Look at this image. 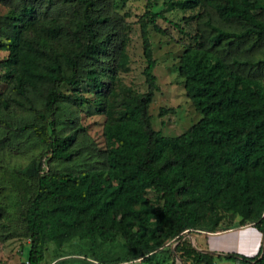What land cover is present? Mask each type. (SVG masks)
Returning <instances> with one entry per match:
<instances>
[{
    "label": "trees",
    "instance_id": "16d2710c",
    "mask_svg": "<svg viewBox=\"0 0 264 264\" xmlns=\"http://www.w3.org/2000/svg\"><path fill=\"white\" fill-rule=\"evenodd\" d=\"M0 3L9 6L0 47L10 79L0 106L12 101L31 114L20 129L53 158L70 160L74 130L62 137L47 132L53 103L92 104L104 116L105 168L42 172L37 156L17 170L34 184L20 215L26 264H40L48 245V264H264V236L251 257L202 252L181 239L245 224L264 235V85L240 68L264 64L255 57L264 43V0L175 2L181 10L196 8L195 18L205 17L212 32L204 36L195 25L178 58L185 94L200 117L175 136L150 126L147 107L157 86L143 23L140 93L115 80L126 55L107 23L105 0ZM208 8L226 27L212 22ZM233 50L248 54L242 60ZM82 82L91 85V99L78 92ZM62 84L74 89L63 93ZM165 249L169 262L156 257Z\"/></svg>",
    "mask_w": 264,
    "mask_h": 264
},
{
    "label": "rangeland",
    "instance_id": "374dc122",
    "mask_svg": "<svg viewBox=\"0 0 264 264\" xmlns=\"http://www.w3.org/2000/svg\"><path fill=\"white\" fill-rule=\"evenodd\" d=\"M176 1L179 0H105L106 8L104 5L105 12L107 9V23L116 32V36L122 38L126 55L125 64L122 66L124 68L119 67L115 80L140 93L146 90L142 74L144 60L140 39L141 23L145 26L153 59L152 74L157 86L148 104L147 113L151 128L159 130L164 136L180 134L200 117L185 94L177 65L178 58L187 45L188 34L194 30L195 25H198L204 36L212 33L210 28L202 24L205 17L195 18L196 8L181 10L176 7ZM208 10L213 15L214 24L226 27L218 21L211 8ZM8 11L9 6L0 3V41L4 39L3 31L6 29L4 17L7 16ZM182 16L187 20H181ZM231 27L233 26L229 28ZM231 29L237 31V28ZM250 41L249 38L240 45V48H244ZM261 47L259 52L255 51V57H264V43ZM232 53L242 60L248 54L236 53L234 50ZM6 54V50L0 47V100L8 98L10 87V79L4 76V68L1 65ZM240 68L244 73L248 72L259 78L264 85V64L260 67ZM60 89L63 93H68L74 88L62 84ZM77 89L82 96L91 99L93 89L90 84L82 82ZM35 105L39 106L37 102ZM30 117L31 114L28 115L23 106L19 107L12 101H8L6 109L0 106V264H26L29 243L23 231L20 215L34 184L17 172L19 168L23 167L30 158L37 156H40L42 172H80L105 168L102 137L104 116L96 113L92 104L77 107L71 103L56 101L52 105V112L47 116V132L51 137H62L69 130H74L72 148L76 150V154L70 160L53 158L30 130L20 129L23 122ZM220 223L226 222L223 220ZM185 234H187L185 239L191 245L195 243L197 246H204L201 235L194 232ZM260 245L261 243L258 249ZM51 252L52 249L48 245L45 258L40 264L49 263ZM156 257L166 262L171 258L166 249ZM175 261L178 262L177 259ZM219 263L235 264L230 261ZM119 264L142 263L132 261Z\"/></svg>",
    "mask_w": 264,
    "mask_h": 264
},
{
    "label": "crops",
    "instance_id": "0c3cea01",
    "mask_svg": "<svg viewBox=\"0 0 264 264\" xmlns=\"http://www.w3.org/2000/svg\"><path fill=\"white\" fill-rule=\"evenodd\" d=\"M204 241V246L194 247L197 250H205L213 254H236L250 257L259 251L258 245L262 244L263 235L251 224L230 227L214 232H198ZM261 246V245H260Z\"/></svg>",
    "mask_w": 264,
    "mask_h": 264
},
{
    "label": "water",
    "instance_id": "95a60500",
    "mask_svg": "<svg viewBox=\"0 0 264 264\" xmlns=\"http://www.w3.org/2000/svg\"><path fill=\"white\" fill-rule=\"evenodd\" d=\"M185 236H187V234L183 235V236L181 237V239L184 238ZM263 236H264V235H263ZM174 244H175V243H174ZM174 244H173V246H174ZM192 247L195 248L193 245H192ZM195 249H196V248H195ZM200 251H202V252H207V251H205V250H200ZM177 261H179V260L177 259ZM179 264H181V263L179 262Z\"/></svg>",
    "mask_w": 264,
    "mask_h": 264
}]
</instances>
